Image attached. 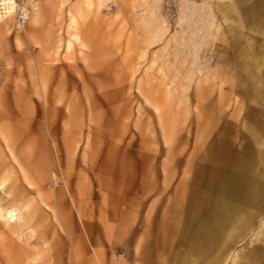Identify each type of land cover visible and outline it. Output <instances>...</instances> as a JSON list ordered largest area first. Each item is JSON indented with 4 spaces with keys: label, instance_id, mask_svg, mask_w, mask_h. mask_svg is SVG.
<instances>
[{
    "label": "rangeland",
    "instance_id": "1",
    "mask_svg": "<svg viewBox=\"0 0 264 264\" xmlns=\"http://www.w3.org/2000/svg\"><path fill=\"white\" fill-rule=\"evenodd\" d=\"M10 4L0 264H180L188 237L168 234L183 197L242 213L205 186L215 174L239 187L244 169L264 183V136H249L264 127V73L237 55L264 45V0H38L23 29ZM246 223L222 264H264V208Z\"/></svg>",
    "mask_w": 264,
    "mask_h": 264
},
{
    "label": "crops",
    "instance_id": "2",
    "mask_svg": "<svg viewBox=\"0 0 264 264\" xmlns=\"http://www.w3.org/2000/svg\"><path fill=\"white\" fill-rule=\"evenodd\" d=\"M245 41L247 42L248 49H244L243 51L238 50L237 52L238 58H244L243 65H239L240 68L245 72L256 71L264 73L262 72V65L264 64V45L255 43L253 39H248V41L246 39ZM257 47L258 51L256 50ZM261 78H264V76L261 75L260 79ZM257 126V128L253 127L250 130V138H254L256 132H258L256 138L264 136V127L262 123ZM246 170L247 169H244L242 171L243 181L239 187H236L240 182L239 179V182L236 180L228 181L226 178L216 177L215 174L211 177L210 187L205 186L209 190H216V192L222 196L241 201L244 208L242 213H239L237 217H233L235 210H232V207L228 208V204L224 200H210L205 197L204 194H194L192 197V194L188 192V196L182 198L187 205L185 206L188 209L187 213L183 215L182 219H179V217H173L171 219L169 222L171 226L168 234L170 239L176 235L175 232L185 234L186 237H188L187 245L191 255L189 257L185 256L184 259L179 262L180 264H192L194 261L193 259L197 257L202 261L207 258L205 264L224 263V248L229 247L234 238L238 239L242 237L244 230L249 228L248 224H246L248 218L255 220V217L259 216L262 208H264V183L257 185L256 182L251 179L250 171ZM240 188L243 192L242 198L236 196V192L240 190ZM252 201L257 202L252 205L250 203ZM251 205L258 209H247V207L249 208ZM239 219H242V221ZM165 234L167 238V232H165ZM260 250L263 253V249ZM262 253L260 252L259 256H261ZM254 257L255 255H253V258Z\"/></svg>",
    "mask_w": 264,
    "mask_h": 264
},
{
    "label": "bare ground",
    "instance_id": "3",
    "mask_svg": "<svg viewBox=\"0 0 264 264\" xmlns=\"http://www.w3.org/2000/svg\"><path fill=\"white\" fill-rule=\"evenodd\" d=\"M4 2H5V0H3ZM29 7V8H28ZM13 8H14V10H15V8H17V5H16V2L14 1V0H11V4H10V8H9V10L10 11H12L13 10ZM29 9V10H27V12L25 11H23V10H26V9ZM37 8H38V0H24L23 1V4H22V8H21V11H22V15H24V14H28L27 15V21H26V23H28V21L30 20V17L32 16V14L33 13H35L36 11H37ZM71 21L72 22H74V21H76V18L74 17V16H71ZM25 23V24H26ZM24 24V25H25ZM23 25V26H24ZM18 27V26H16L18 29H23L24 27ZM249 80V79H248ZM209 151H210V149H208ZM207 150V151H208ZM210 153V152H209ZM236 157V156H235ZM236 160V159H235ZM234 161V160H233ZM240 163V162H239ZM215 184V183H214ZM222 184V183H221ZM2 210L0 209V216H2ZM3 217V216H2ZM239 220H241L242 221V219H239ZM236 222V221H235ZM236 224V223H235ZM247 224V223H246ZM247 227V226H246ZM235 229V228H234ZM233 232V231H232ZM232 235V234H231ZM236 236V235H235ZM235 240V239H234ZM241 240V239H240ZM233 241V240H232ZM234 243V242H233ZM227 244V243H226ZM233 247V246H232ZM255 248V247H254ZM253 248V249H254ZM225 249V248H224ZM224 251V250H223ZM254 251V250H253ZM258 251V250H257ZM225 252V251H224ZM255 253V252H254ZM256 254V253H255ZM248 255V254H247ZM246 255V257H248ZM252 255V254H251ZM260 255V254H259ZM251 257V256H250ZM247 259V258H246ZM256 259V258H255ZM260 259V258H259ZM248 260H249V257H248ZM261 262V261H260ZM258 263V261L256 262V264Z\"/></svg>",
    "mask_w": 264,
    "mask_h": 264
},
{
    "label": "built area",
    "instance_id": "4",
    "mask_svg": "<svg viewBox=\"0 0 264 264\" xmlns=\"http://www.w3.org/2000/svg\"><path fill=\"white\" fill-rule=\"evenodd\" d=\"M16 2V5H17V8H15L13 14H12V19H9V23L13 26V27H22L26 21H27V15L28 14H24L22 15V11H21V8H22V4H23V1L24 0H14ZM29 8V7H28ZM26 9V10H23L24 12L29 9ZM28 13V12H27Z\"/></svg>",
    "mask_w": 264,
    "mask_h": 264
}]
</instances>
